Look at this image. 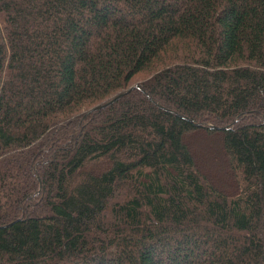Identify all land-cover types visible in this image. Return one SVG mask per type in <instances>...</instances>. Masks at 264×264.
<instances>
[{
	"label": "trees",
	"instance_id": "16d2710c",
	"mask_svg": "<svg viewBox=\"0 0 264 264\" xmlns=\"http://www.w3.org/2000/svg\"><path fill=\"white\" fill-rule=\"evenodd\" d=\"M0 264H264V0H0Z\"/></svg>",
	"mask_w": 264,
	"mask_h": 264
},
{
	"label": "water",
	"instance_id": "95a60500",
	"mask_svg": "<svg viewBox=\"0 0 264 264\" xmlns=\"http://www.w3.org/2000/svg\"><path fill=\"white\" fill-rule=\"evenodd\" d=\"M138 87V86H137ZM128 91L118 95L116 98L112 99L111 101L105 103V104H101V105H97L96 107H94L92 110H90L89 112H93V111H98L101 110L103 108H105L106 106H108L109 104L113 103L116 99H119L121 96H123L124 94H127ZM88 114V113H87Z\"/></svg>",
	"mask_w": 264,
	"mask_h": 264
},
{
	"label": "rangeland",
	"instance_id": "374dc122",
	"mask_svg": "<svg viewBox=\"0 0 264 264\" xmlns=\"http://www.w3.org/2000/svg\"><path fill=\"white\" fill-rule=\"evenodd\" d=\"M147 77V74L146 73H143V74H141V75H138L135 79H134V81L133 82H138V81H141V80H143V79H145Z\"/></svg>",
	"mask_w": 264,
	"mask_h": 264
}]
</instances>
